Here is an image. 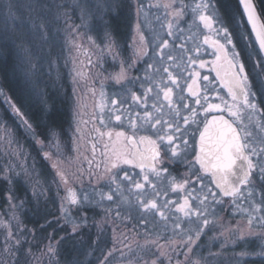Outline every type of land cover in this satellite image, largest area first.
<instances>
[{
  "label": "rangeland",
  "instance_id": "1",
  "mask_svg": "<svg viewBox=\"0 0 264 264\" xmlns=\"http://www.w3.org/2000/svg\"><path fill=\"white\" fill-rule=\"evenodd\" d=\"M13 2L0 0V35L1 32L10 35L25 30V26L19 23L24 20L21 15L10 13ZM17 2L22 4V13L26 17L39 3L38 0ZM42 2L48 14H54L58 24H53L59 29L60 41L58 39L55 43L58 47L53 49V54L49 53L50 58L53 56L51 67L47 63L43 73L38 55L35 57L19 44L16 45L18 48L15 46L17 54L12 53L11 57L19 61V77L24 79V86L27 85L36 99L40 95V89L36 88L44 83L37 81L34 71L37 77L46 75L53 83L56 79L66 83L70 92L69 121L64 136L48 130L40 139L35 137L32 126L28 130L24 123L27 118L14 117L9 123L0 112V179L6 181L0 192V264H264V258L258 255L264 248V226L255 219L264 215V211H253L264 198V181L259 176L253 180L255 189L250 200L240 203L239 198H233L229 202L230 209L220 215L205 213L209 220L207 226H203V217H185L179 211L173 212L167 220L156 221L147 218V212L140 210L143 209L142 203L133 202L125 194H116L114 188L125 184L111 170L110 158L107 160L103 152L99 153L91 140L95 120L103 116L106 109L116 103L117 108L128 104L131 95L128 90L122 92L121 87L126 90L131 85L137 86L142 92L150 86L155 88L162 77V73H155L158 67H168L176 77L182 78L188 71L190 58L200 60L206 56V53L194 55L200 38L211 34L223 40L225 33L219 31L217 34V30L223 28L244 42L250 72L255 84H260L264 90V71L258 66L263 58L254 38L243 26L238 8L230 9L226 4L224 13L218 0H211L213 8L206 14L214 11L215 22L211 28H206L198 15L194 16L191 11L195 0H176L168 9L162 5L170 0H57L61 8L58 9L60 18L55 17L53 0H47V3L42 0L39 5ZM79 3L83 5L82 9ZM181 4L187 7L184 15L176 18L173 9ZM73 5L76 10L78 8V16L71 18L67 7ZM119 11L125 16L123 26L116 34L108 28L106 17H114ZM169 23L173 24L172 35L168 34ZM95 25H99V29ZM31 27L34 31V25ZM30 36L37 37L34 33ZM165 40L168 47L162 48ZM2 51L5 56V49ZM3 53L0 50L1 56ZM169 54L175 58V63L167 60ZM141 59L148 64L139 66L144 64V61L139 62ZM150 64L151 68L148 67ZM133 65L139 69L133 72ZM121 71L125 78L117 83L115 77ZM0 93V107L9 113L12 111L10 114L17 113L15 108L11 109L1 85ZM151 94L152 98L147 102L156 97L155 91ZM261 98L262 109L257 97H250L256 103L257 111L250 113L245 109L242 115L244 125L253 137L252 141L250 137V143L257 147L264 146V96ZM132 113L131 110L122 114L124 126L131 123ZM140 115L136 117L139 128L145 125L143 113ZM32 138L38 143V152L48 168L42 177L30 153ZM35 169L40 179L33 177ZM114 175L115 182L112 180ZM18 177H24L32 204L38 207L39 198L47 208L43 220L36 217L37 223L25 221L32 219L33 215L29 219L23 216L22 201L10 192L13 190L10 182ZM166 181L154 179L153 183L158 182L156 191L160 194L166 190L169 192ZM68 189H74L78 194L86 193L88 200L81 205L70 204L63 199ZM207 192L204 187L200 195ZM110 193H114L112 200L106 198ZM183 194L185 196L186 192ZM244 195L247 196V190ZM169 199L167 197L163 204L165 210L174 208L175 204ZM234 199L239 207L233 204ZM209 205L210 201L206 211ZM249 213L254 218L252 226L248 224ZM177 224L180 227H176ZM201 228L197 238L196 232ZM9 232L11 238H8Z\"/></svg>",
  "mask_w": 264,
  "mask_h": 264
},
{
  "label": "snow or ice",
  "instance_id": "2",
  "mask_svg": "<svg viewBox=\"0 0 264 264\" xmlns=\"http://www.w3.org/2000/svg\"><path fill=\"white\" fill-rule=\"evenodd\" d=\"M175 3L176 0H170V3L162 6L165 9H168ZM240 3L243 6L247 21L251 24L252 30L255 33L260 51L264 52V20H261L260 16V12H264V9H261L258 12L256 0H240ZM185 7H187V5L181 4L180 7L173 9L176 18H180L184 15ZM210 8H213L211 0H195L191 8L193 15H198L200 22H202L206 28H211L215 22L214 17L216 14L214 11L212 14H206ZM168 28V34L172 35L173 33L171 30L173 24L169 23ZM219 31L225 33L224 39L230 44L231 38L228 35V30L226 28L217 30V34H219ZM205 43H208L207 37H205ZM214 45L217 46L218 52L224 53V45L219 44L218 41H215ZM161 47L167 48L168 41H163ZM198 50L199 49L197 48V51ZM235 56H238V54H234L233 60H228L227 67L229 72L226 73L227 78L223 80L222 83L227 88L228 94L234 102L240 99L243 107L249 110L250 113H254L257 111V105L249 97L254 96L255 94L250 92L247 83L248 75L245 71V65L238 61L234 62ZM217 59L219 60L220 57L217 56ZM167 60L175 63V58L171 54L167 56ZM191 63L195 64L196 61L191 59ZM258 66L264 71V60L259 61ZM148 67L151 68L152 65L150 64ZM200 67H204L203 61H201ZM161 72L167 75V83L161 79L160 83L155 85V88L151 86L147 88L144 93L145 102L148 93L155 91L156 99L159 100L160 93L162 92L163 100L167 101V114L170 116V119H164L165 112L163 111V108L165 105L161 103L158 106L154 103L152 109L154 110L155 115H153L152 111L145 110L143 119L144 124L148 125L151 129H154L153 134L155 135V139H153L152 136H140L139 141H137L134 136L125 137L124 132H117V141H119L121 137H124L127 144L121 149H113V163L111 167L117 168L119 164L135 165L142 171L148 169L151 176L158 179L162 174H168L167 167H158V165L164 163L165 159H168L170 162H174L175 159H183L188 163L190 172L191 169L195 168V165H199L198 171L210 175L216 187L220 189L224 196L239 198L240 203H243L245 199L250 200L254 195L255 189V184L252 179L253 173L255 172L261 181H264V146L257 147L254 143H249L251 133L248 132L243 125L241 108L235 103L229 105L225 101V107L222 109L221 104L208 102L207 94L203 96V100L207 103V107H204L201 104L200 89L197 85L196 77H199V73L197 72L194 76H189L191 83L187 85V89L191 96L196 97L194 104L200 105V108L204 113L203 119H200V114L197 108L190 107L189 104L184 103L185 97L183 95H178L177 99L175 101L173 100V87H170L169 84L179 89L181 93L184 90L179 84L177 77L168 67H158L155 69L156 74ZM219 75L220 73L217 72V76ZM124 78L123 71L115 77L117 83H120ZM203 80L207 81L208 77L204 76ZM150 83L153 82L150 81ZM161 85L163 86L161 87ZM133 99L139 100L140 97L133 95ZM112 103L115 104L116 101H113ZM12 107L15 108V105H12ZM181 109L187 110L188 114L181 115ZM225 110L232 118L231 120L225 119L223 115H214L211 119L207 118V114L209 113L222 112ZM15 111L18 114L20 113L18 108H15ZM115 119L119 121L121 120V116L116 115ZM181 121L184 125L183 129L181 128ZM24 123L27 124L28 130H31V125L28 124L27 121H24ZM201 124L203 125L202 129L200 128ZM158 125L159 127H157ZM132 127L136 129L137 126L135 122H132ZM189 129H192L190 134L193 137L195 136V132H199L198 150L193 149L195 164L187 160V152L182 154L177 151V139H179L185 147L189 145L188 139L184 138L186 134H189ZM241 132H244V136H241ZM107 135L111 138L112 133L109 132ZM139 145H144L143 151L140 149ZM254 157L256 159H253ZM192 174L195 175L196 173ZM196 178L201 184L199 190H197L194 185L191 190H189V188L186 187L190 183L188 179H185L182 183H176L174 177L172 178V190L186 192L183 203L177 204V211L183 213L185 217H191L192 215H195L197 218L203 217V226H207L209 220L205 215L206 208L202 206L205 205L209 195L212 196L215 203L220 204L223 202L216 200V193L211 192L210 190L201 196L200 193L204 192L203 177L197 175ZM124 179L131 181V177H129L127 172L124 173ZM142 179L144 183L133 181L135 189L143 190L145 183H152L149 174L143 175ZM112 180L115 182V175ZM153 187H155V185H153ZM119 189L120 185L118 184L117 190ZM245 190H247V196L244 195ZM113 194L114 193L108 194L106 198L112 200ZM9 199H11V197H9ZM63 199L67 200L72 205H81L84 201L88 200V195L86 193L78 194L76 190L68 189ZM192 200L199 201L201 207L193 209L191 204ZM140 203L143 204V207L146 210L154 209L159 211L158 205L155 201H140ZM233 204L239 207L237 199L233 200ZM245 211L248 210L245 209ZM253 211H264V198H262L261 205L253 209ZM160 215L163 216L164 213L160 212ZM255 219L257 223L264 226V215L255 217ZM253 221L254 218L252 214L249 213V226L253 225ZM176 227H180V225L177 224ZM200 231H202V228L196 232L197 238L200 236ZM11 236L12 233L9 232L8 238H11ZM188 239L191 241L192 237L189 236ZM189 251H191V248H189ZM258 255L264 258V248H262Z\"/></svg>",
  "mask_w": 264,
  "mask_h": 264
},
{
  "label": "flooded vegetation",
  "instance_id": "3",
  "mask_svg": "<svg viewBox=\"0 0 264 264\" xmlns=\"http://www.w3.org/2000/svg\"><path fill=\"white\" fill-rule=\"evenodd\" d=\"M234 3L236 5V8H238L237 12H239L240 16H242L243 26H245L246 29L250 32L249 26H247L245 17L242 14L241 7L238 4V0H234ZM228 35L231 38L230 44L227 43L225 39L222 40L221 38H218L216 35L211 36V34H208L207 36L206 35L202 36L200 38L201 40L199 41L200 45L199 47H196L194 55L196 56L199 54L202 55L203 53H206V56H204L200 60L196 59L195 64H192L191 59H189L188 60L189 61L188 71L184 73L182 78L177 77L179 84L184 89L183 92L181 93L179 89L169 84L170 87H173V93H174L173 100L175 101L178 95H183L185 97L184 103L189 104L190 107L197 108L200 114V119H203L204 113L202 112L200 105L194 104V100L196 99V97L191 96V94L188 92V89H187V85L191 83V79H189V76L190 75L194 76L195 73L197 72L199 73V77H196L197 85L199 86V89H200L201 104L204 107H207V103L203 100V96L207 94L208 102L221 104L222 109L225 107L224 105L225 101L229 105L235 103L241 108L242 115L245 113L244 112L245 108L243 107L242 101L238 99L237 101L234 102L231 96L228 94L227 88L222 83V81L227 78L226 73L229 72V69L227 67L228 60H233L234 54H238V56H235L234 62L238 61L239 63H243L245 65V71H246V74L248 75L247 83L249 85L250 92L255 94L254 96H250V97H257V99L260 102L261 109L263 107V100L261 96H264V90H262V87L260 84L258 85L255 84V79L252 73L250 72L248 58H247V48L245 47V44L242 41V39L239 38L237 35L231 34V33H228ZM205 37L208 38V43H205ZM215 41H218L219 44L224 45V53L217 51V46L214 45ZM197 48L199 49L198 51H197ZM217 56L220 57L219 60L217 59ZM142 61H144V64L140 63L139 66L143 67L146 64H148L146 63L147 62L146 60H142V59L139 62H142ZM201 61H203L204 67H200ZM139 66L135 68V66L133 65L131 69L134 72V70L139 69ZM217 72L220 73L219 76H217ZM161 73H162L161 79H163L165 83H167V75L164 74L163 72ZM204 76L208 77L207 81L203 80ZM159 83L160 81L156 84H159ZM162 86L163 85H161V87ZM120 89L124 93H126L127 90L130 93L131 97H130L128 104L124 107L120 106L119 108H117L118 106L115 107V105H117L116 103L113 107L106 109L103 113V116H99V118L95 120V128H93L95 131L91 135L92 143L93 145H95V148L99 150V153L103 152L107 160L110 158L109 159L110 167L113 163V149L114 148L121 149L127 144V141L124 139V137H121L120 140L117 141V137H116L117 132H124L125 137L134 136L137 141H139L140 136H152L153 139H155V135L153 134L154 129H151L146 124L141 128L136 127V129H134L132 127V122H135V124H137L136 117H141L140 115L141 113H143V116H144L145 110L152 111L153 115H155V112L152 109V105L156 103L157 101L158 103L156 104L158 106L161 103L165 105V107L163 108V111L165 112L164 119H170V116L167 114L168 113L167 101L163 100L162 92L160 93L159 100H157L155 97L150 102H147V100L149 98H152V94L148 93L147 100L145 102V96H144L145 92H142L141 90H139L137 86L131 85L126 90L122 89V87ZM133 95L137 97H141L142 95V97L139 100H134ZM131 110L133 112L131 114L132 121L129 125L124 126L123 121H122L123 120L122 114L124 112L130 113ZM187 114H188L187 110L181 109V115H187ZM116 115H120L121 120L117 121L115 119ZM214 115L215 116L223 115L225 119H229V120L232 119L226 110L222 112L209 113L207 114V118L211 119L212 116ZM244 124L245 123L243 122V125ZM157 127H159V125ZM202 127L203 125L201 124L200 128L202 129ZM181 128L182 129L184 128L182 121H181ZM246 129L248 131L249 128L246 127ZM109 132L112 133L111 138L107 135ZM191 132H192V129H189V134H186L184 137L185 139H188L189 141V145L187 147H185L179 139L176 140V145H178L177 151L181 152L182 154L187 152V160L195 164V157H194L193 149L198 150L199 132L198 131L195 132L194 137L190 134ZM241 136H244V132H241ZM252 140H253V137L251 136V141ZM249 143H250V138H249ZM139 147L142 151L144 150V145H139ZM253 159H256V158L254 157ZM158 167L168 168V174H162L160 178H158V180L159 181L167 180L166 181L168 182L167 189L169 190V192L166 190V192H164L163 194H160L159 192L156 191L158 182L153 183L156 177L151 176V174L148 172V169H145L144 171H142L139 167H136L135 165L119 164L117 168L111 167V170L116 172L115 174L119 177V179L123 180V183L125 185L121 186L119 190H117V188H114L115 192H117L116 194H121V193L122 195L125 194L126 197H128L130 200H133V202L134 200H136L137 202L138 201L139 202L140 201H145V202L155 201L158 205L159 211L154 210V209L146 210L144 207L143 209H140V210H142L145 213L147 212L146 214L147 218L156 219V221L157 220L163 221V220H167L169 217H172L173 212L179 213L177 211V204H182L184 197H185V196H182L184 195L183 194L184 191H180V190L173 191L172 190V183H173L172 178L173 177L175 178L176 183H182L185 179H188L190 183L186 187H188L191 190L193 185L195 186L196 189L198 187H201L200 182L197 181V178H196L197 175H199L203 177L204 187L207 188V191L209 192L210 190L211 192L216 193V200H220L223 202V203L217 204L213 200L212 196L209 195V201L211 205H209L210 207L209 210L206 211L207 215L208 216L220 215L222 211H227L230 209L229 202L234 197L224 196L222 192L220 191V189H218L215 186V183L213 182V179L210 175L205 174L202 171H198L199 165H195V168L191 169V172H190L188 163L185 162L183 159H175L174 162H170L168 159H165L164 163L162 165H158ZM125 172L129 174V177H131V181L124 179ZM192 173H196V174L193 175ZM145 174L150 175V179L152 183L151 184L145 183L143 190L135 189L133 181L144 183L142 178H143V175ZM257 177L258 175L254 172L252 179L254 180ZM153 185H155V187H153ZM135 192L139 194L133 196ZM167 197L170 198L169 199L171 201L170 203H173V205L175 204L174 206H172L174 207L173 209L165 210V207H164L165 205L163 206V204L166 202ZM209 201L205 202L204 208H207L206 205ZM191 204L193 206V209L201 206L199 204V201L197 200H192ZM170 211L172 212L169 213ZM160 212H163L164 215L161 216Z\"/></svg>",
  "mask_w": 264,
  "mask_h": 264
},
{
  "label": "trees",
  "instance_id": "4",
  "mask_svg": "<svg viewBox=\"0 0 264 264\" xmlns=\"http://www.w3.org/2000/svg\"><path fill=\"white\" fill-rule=\"evenodd\" d=\"M38 1L40 3V1L42 0ZM43 1L47 3V0ZM39 3L36 4V7L34 6L32 8V11L29 13L30 16L26 17L25 13H22V4L20 2H17V0H14L10 13L13 14L15 12L18 15H21L24 20H20L19 23L25 26V30L22 32L17 31L16 33L14 32V34L10 35H8L7 32L5 34L1 32L0 50L3 53L2 49L4 48L6 55L4 56V53L2 54V56L0 55V85L4 90L5 97L8 99V101H10V106L15 105V108H18L20 110V113L10 114L12 111L9 113V111H6L3 107H0V112L3 118H5L6 120L8 119L7 122H9V120H14V117L19 119L27 118V121H29L32 126L33 132H35V137L37 136L38 138L43 139L44 134L48 130H52L56 133V135H65V128L67 127L69 121L68 106L70 98L68 95L70 92L68 86H66V83H64V81L60 79H56V81L53 83V80L51 78L50 80L46 75L44 77H37V72L34 71V77L37 79V81L44 83L43 85L39 84V86L36 88L40 89V95H38L39 99H36L37 96L33 97V95L30 94L27 85L24 86V79L19 77V61H17L15 57H11L12 53L17 54L16 45L19 44L20 47H22L24 50H28V52L33 53V55L35 54V57H37L38 55V59L40 60L39 67L40 69L43 68V73L46 71L45 66L47 63H49L51 67L50 62L52 61L53 56L50 58L49 53L53 54V49H55V47H58V45H55V43L59 39V29L57 26H55L57 21L53 17L54 14H48V11H46V8H44L46 7L44 6V3L42 2L41 5H39ZM53 3L55 17L57 18V16H59L60 18L61 13H59L60 11L58 9L61 8L58 7L59 3L57 2V0H53ZM218 3L223 8V11L225 13V9L223 7L224 0H218ZM256 3L258 12L261 9H264V0H256ZM79 5L81 4L79 3ZM228 5L231 9L236 6L234 0H228ZM82 6L83 5H81V9ZM67 8H69V17L73 18L78 16V8L76 10L75 5H73L72 7L68 6ZM114 15V17H106L108 22L107 26L117 34L123 26V17L125 16V13L122 14L119 11ZM260 16L262 20H264V12H260ZM54 22L55 24H53ZM32 25H34V31L31 27ZM95 28L99 29V25H95ZM31 33H34V35L36 34L37 37H31ZM43 35L45 37L44 39L42 38ZM55 36H57L58 38H54ZM53 39L54 45H52ZM11 109L13 110L14 108L11 107ZM16 124L18 125V123ZM32 141L33 143L32 145H30V153H32L31 155L33 158V162L35 165H37L38 170L40 171V177H42V175L44 176L48 168L46 164L43 163L42 156L38 152V143L33 138ZM34 171L35 176L33 177L37 180V178L39 177L36 174V169ZM5 182V180L0 179V192L3 188V183ZM10 183V186L13 187V190H10V192L22 201L21 207L23 212L21 214H23V216L27 217L28 219L30 215H33V217H35L34 219L33 217H31L32 219L25 221L28 223H34V221L36 222V217L37 219L43 220V218L45 217L44 212H46L47 208L46 206L44 207L42 203H40L39 198V205H37L38 207L32 204V196L30 195L27 185L25 184L24 177H18L16 180H14L13 182L11 181ZM68 253L69 252H67L66 254L67 256L69 255Z\"/></svg>",
  "mask_w": 264,
  "mask_h": 264
},
{
  "label": "water",
  "instance_id": "5",
  "mask_svg": "<svg viewBox=\"0 0 264 264\" xmlns=\"http://www.w3.org/2000/svg\"><path fill=\"white\" fill-rule=\"evenodd\" d=\"M238 4H239L240 7H241L242 14H243V16L245 17V21H246L247 26H249L250 32H251V34H252V37H254V41H255V44L257 45L258 49H259L260 55H261V57H262L263 60H264V52H261V51H260L259 43H258V41L256 40V36H255V33H254L253 30H252L251 24L248 23V21H247L246 14H245L244 11H243V6H242V4L240 3V0H238ZM261 20H262V18H261ZM215 186H216V185H215Z\"/></svg>",
  "mask_w": 264,
  "mask_h": 264
},
{
  "label": "bare ground",
  "instance_id": "6",
  "mask_svg": "<svg viewBox=\"0 0 264 264\" xmlns=\"http://www.w3.org/2000/svg\"><path fill=\"white\" fill-rule=\"evenodd\" d=\"M228 4V0H224V5ZM234 8V7H233ZM231 9V8H230Z\"/></svg>",
  "mask_w": 264,
  "mask_h": 264
}]
</instances>
